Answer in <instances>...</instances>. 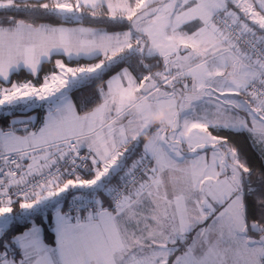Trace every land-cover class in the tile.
<instances>
[{
    "label": "snow or ice",
    "instance_id": "1",
    "mask_svg": "<svg viewBox=\"0 0 264 264\" xmlns=\"http://www.w3.org/2000/svg\"><path fill=\"white\" fill-rule=\"evenodd\" d=\"M0 264H264V0H0Z\"/></svg>",
    "mask_w": 264,
    "mask_h": 264
},
{
    "label": "trees",
    "instance_id": "2",
    "mask_svg": "<svg viewBox=\"0 0 264 264\" xmlns=\"http://www.w3.org/2000/svg\"><path fill=\"white\" fill-rule=\"evenodd\" d=\"M25 78V75L23 73H21L19 76H14L13 79H24ZM240 147L242 148V150L251 158H255V154L252 152L251 148L248 146V143H247V139L246 137H241V136H238L235 138Z\"/></svg>",
    "mask_w": 264,
    "mask_h": 264
}]
</instances>
